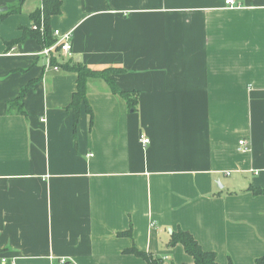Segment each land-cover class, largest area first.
<instances>
[{"label": "crops", "instance_id": "crops-1", "mask_svg": "<svg viewBox=\"0 0 264 264\" xmlns=\"http://www.w3.org/2000/svg\"><path fill=\"white\" fill-rule=\"evenodd\" d=\"M0 0V249L12 264H193L190 231L220 264L264 256V0H62L52 29L72 54L50 66L33 39L15 45L42 0ZM119 67L138 109L89 79L90 121L68 106L61 65ZM24 113L9 101L31 84ZM142 136L150 138L144 143ZM244 139L247 148L239 142ZM132 230V235L122 234Z\"/></svg>", "mask_w": 264, "mask_h": 264}, {"label": "trees", "instance_id": "trees-1", "mask_svg": "<svg viewBox=\"0 0 264 264\" xmlns=\"http://www.w3.org/2000/svg\"><path fill=\"white\" fill-rule=\"evenodd\" d=\"M43 5L37 7L34 11L30 13V17L32 20V25L29 27L22 28V37L19 39H13L9 44L15 45L18 43H23V41L28 39H33L39 42L42 48L50 47L57 41V36L55 35L54 29H52V18L55 15H59L62 12V0H42ZM24 4V0H18L16 4H12L9 7V10L4 13V16L10 15L13 13H20L22 11V6ZM52 65H57L56 59L53 58L51 60ZM65 71H70L74 73L77 78L76 89L74 90V94L72 100L68 106V110L72 111L73 114V122L76 125L78 119L81 114L82 105L86 107L88 114L90 115V121L93 120V107L91 106L88 99V81L89 79H104L107 81L110 91L113 93H117L123 97L126 101L129 109L137 110L138 102H139V92L136 90L133 91H122L115 78H113L114 73L116 72H124V69L119 67H109L104 69H92L87 64H83L81 62H68L66 64L61 65ZM31 84L24 86L20 90V96L9 101L8 103V111L13 112H21L24 113L25 110H22V100L24 96L27 94L26 92L29 90ZM252 193L256 195H264V188L250 186L249 189ZM132 230L128 232H123L125 235H132ZM181 243L186 251V253L193 257V264H220L217 260V255L214 251L204 250L199 240L193 236L190 231L179 228L178 231H174L171 238V245H178ZM132 253H135L137 256L142 257L146 260L147 264H164V259L160 256H155L150 252L147 253L134 247L130 250ZM6 251L0 249V264L1 258ZM9 264V262H8ZM174 264V263H171ZM188 264V263H185ZM228 264H233L232 260L229 261ZM255 264H264V256L257 257L255 260Z\"/></svg>", "mask_w": 264, "mask_h": 264}, {"label": "built area", "instance_id": "built-area-1", "mask_svg": "<svg viewBox=\"0 0 264 264\" xmlns=\"http://www.w3.org/2000/svg\"><path fill=\"white\" fill-rule=\"evenodd\" d=\"M237 2H238L237 0H225L226 6L231 8L236 6ZM54 32L58 38L56 43H54L50 47L43 48L41 52V54H43L47 58V62L50 66H53L51 62L53 58L58 57V55H64L68 57L72 54V49H73V46L71 44V32H68L67 34H63L58 29H55ZM54 68L59 69V65H54ZM142 140L146 144L149 143L150 138L147 136L146 137L142 136ZM239 143L243 145L245 149H248L246 147L247 142L244 139L240 140ZM8 262L9 264H12V262L7 260L6 257L1 258L2 264H8Z\"/></svg>", "mask_w": 264, "mask_h": 264}, {"label": "water", "instance_id": "water-1", "mask_svg": "<svg viewBox=\"0 0 264 264\" xmlns=\"http://www.w3.org/2000/svg\"><path fill=\"white\" fill-rule=\"evenodd\" d=\"M6 10H7V7L0 8V11H6Z\"/></svg>", "mask_w": 264, "mask_h": 264}, {"label": "rangeland", "instance_id": "rangeland-1", "mask_svg": "<svg viewBox=\"0 0 264 264\" xmlns=\"http://www.w3.org/2000/svg\"><path fill=\"white\" fill-rule=\"evenodd\" d=\"M167 264H170V262L169 263L167 262Z\"/></svg>", "mask_w": 264, "mask_h": 264}]
</instances>
